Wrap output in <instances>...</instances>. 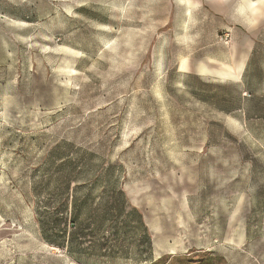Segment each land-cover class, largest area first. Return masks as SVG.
I'll return each mask as SVG.
<instances>
[{"label":"rangeland","instance_id":"obj_1","mask_svg":"<svg viewBox=\"0 0 264 264\" xmlns=\"http://www.w3.org/2000/svg\"><path fill=\"white\" fill-rule=\"evenodd\" d=\"M219 28L186 0H0V264H264V37L226 74Z\"/></svg>","mask_w":264,"mask_h":264},{"label":"crops","instance_id":"obj_2","mask_svg":"<svg viewBox=\"0 0 264 264\" xmlns=\"http://www.w3.org/2000/svg\"><path fill=\"white\" fill-rule=\"evenodd\" d=\"M186 2L191 10L205 9L215 21H219L221 30L219 34L231 36V41L236 42L238 63L232 67L220 62L223 72L243 74L249 59L261 42L260 39L264 37V0H186ZM231 48L229 46L230 52ZM207 66L204 62L197 64L195 71L198 74L209 75L211 68L207 70ZM221 78L226 80L231 79V76Z\"/></svg>","mask_w":264,"mask_h":264},{"label":"bare ground","instance_id":"obj_3","mask_svg":"<svg viewBox=\"0 0 264 264\" xmlns=\"http://www.w3.org/2000/svg\"><path fill=\"white\" fill-rule=\"evenodd\" d=\"M186 25V24H185ZM236 74V73H235ZM176 251V250H175Z\"/></svg>","mask_w":264,"mask_h":264}]
</instances>
